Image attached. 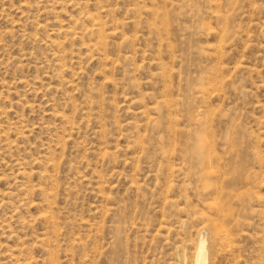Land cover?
<instances>
[{"label":"rangeland","instance_id":"obj_1","mask_svg":"<svg viewBox=\"0 0 264 264\" xmlns=\"http://www.w3.org/2000/svg\"><path fill=\"white\" fill-rule=\"evenodd\" d=\"M202 245L264 264V0H0V264Z\"/></svg>","mask_w":264,"mask_h":264},{"label":"bare ground","instance_id":"obj_2","mask_svg":"<svg viewBox=\"0 0 264 264\" xmlns=\"http://www.w3.org/2000/svg\"><path fill=\"white\" fill-rule=\"evenodd\" d=\"M209 136V135H208ZM208 143V142H207ZM207 146V145H206ZM213 153V152H212ZM212 155V154H210ZM212 157V156H211ZM214 157V156H213ZM213 159V158H212ZM205 164V163H204ZM206 165V164H205ZM211 167V166H210ZM211 171H213V169H211ZM205 173V172H204ZM221 174V173H220ZM212 176V175H211ZM219 177V176H218ZM217 181V180H216ZM218 183V182H216ZM223 198V197H222ZM205 224V223H204ZM214 231V230H213ZM221 231V230H220ZM222 232V231H221ZM224 233V232H223ZM221 235V234H219ZM197 249V248H196ZM198 257H199V262L198 264H203V262L205 261L206 259V255H205V251H204V247L202 245V247L200 248V251H199V254H198Z\"/></svg>","mask_w":264,"mask_h":264}]
</instances>
